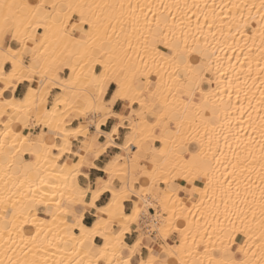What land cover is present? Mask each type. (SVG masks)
Instances as JSON below:
<instances>
[{
	"label": "snow or ice",
	"instance_id": "snow-or-ice-1",
	"mask_svg": "<svg viewBox=\"0 0 264 264\" xmlns=\"http://www.w3.org/2000/svg\"><path fill=\"white\" fill-rule=\"evenodd\" d=\"M0 264H264V0H0Z\"/></svg>",
	"mask_w": 264,
	"mask_h": 264
}]
</instances>
